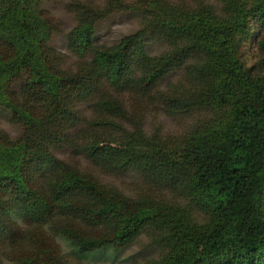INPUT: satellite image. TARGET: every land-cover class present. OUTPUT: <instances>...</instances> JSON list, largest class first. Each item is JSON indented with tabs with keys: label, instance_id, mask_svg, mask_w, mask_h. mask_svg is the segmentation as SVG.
<instances>
[{
	"label": "trees",
	"instance_id": "16d2710c",
	"mask_svg": "<svg viewBox=\"0 0 264 264\" xmlns=\"http://www.w3.org/2000/svg\"><path fill=\"white\" fill-rule=\"evenodd\" d=\"M31 2L0 0V106L22 125L13 139L0 130V221L8 209L36 223L50 221L80 254L121 246L149 225L168 252L146 264H264V70L255 74L239 55L248 16L264 22V0H225V21L202 13V7L183 12L164 0H147L138 5L146 14L143 26L109 45L94 43L93 24L104 12L123 7L122 1L105 0L103 7L70 2L80 11L67 44L88 56L71 71L56 65L48 43L55 23ZM146 31L164 38L168 48L147 56L140 43ZM194 51L198 61L186 66L187 87L177 91L172 85L162 99L169 112L225 106L224 120L194 131L175 148L146 138L138 128L123 146L95 145L93 129L124 115L114 92L127 87L148 93ZM134 69L138 74L132 77ZM85 97L91 98L93 115L71 133L70 105ZM86 128L92 133L85 135ZM61 142L110 167L134 164L154 181L165 179L187 197L182 206L187 212L194 203L208 219L197 222L183 208L103 187L53 154L50 145ZM17 258L18 264H61L28 253Z\"/></svg>",
	"mask_w": 264,
	"mask_h": 264
},
{
	"label": "rangeland",
	"instance_id": "374dc122",
	"mask_svg": "<svg viewBox=\"0 0 264 264\" xmlns=\"http://www.w3.org/2000/svg\"><path fill=\"white\" fill-rule=\"evenodd\" d=\"M121 1L123 7L104 12L95 20L92 38L94 43L113 44L122 36L135 32L143 26L141 22L146 14L143 10L144 6L138 5L144 4L147 0ZM164 1L175 6L177 11L191 12L202 7L204 10L202 13L208 11L211 16L219 20L227 19L228 9L224 5L225 0ZM70 2H77L84 7L105 6V0H32L31 2V6L35 5L36 9L43 10V13L55 23L56 27L52 30L48 43L58 57L56 65L68 71L75 69L82 58L88 57L87 53L84 57L80 56L67 44V32L75 25L76 13L80 11V7L71 5ZM253 17L248 16V33L241 43L239 55L244 65L257 74L264 70V22ZM140 43L149 57H154L168 48L164 38L154 36L147 31L141 34ZM195 53L199 52H190L188 58L185 57L182 62L173 64L148 93H135L127 87L114 92L121 101L124 115L113 116L111 123L107 122L93 129L95 145L103 143L123 146V141L129 139L128 134L138 128L146 138L164 147L175 148L194 131L197 133L204 127L224 120L227 117L225 106L214 108L206 105L200 108L189 106L183 109L185 111L169 112L162 99L172 92V85L177 91L187 87L189 75L186 66L188 63H195L199 55ZM137 74L138 70L134 69L131 75L134 77ZM17 85L14 86L16 90ZM70 106L75 117L72 128L69 129L73 133L84 126V121L93 115L91 98L85 97L74 101ZM0 130L10 139L22 133V125L13 119L4 106H0ZM91 133L92 131L85 129V135ZM50 148L56 157L63 158L103 187L118 190L128 198L147 197L153 204L159 202L177 210L182 209L187 202V197L174 192L171 186L166 184L165 179L154 181L134 164L113 168L110 167L112 163L103 164L85 157L82 153L72 152V146L65 142L51 144ZM183 210L184 214L189 213L197 222H205L208 219V213L194 203L191 211L187 212L184 208ZM83 228L92 232L102 230L99 226ZM156 235L155 230L146 225L136 236L121 246L108 244L80 254L61 233L52 228L50 221L36 223L25 219L16 210L8 209L5 218L0 221V264H18L17 257L21 253L59 261L61 264H146L159 261L168 252L165 246L156 242Z\"/></svg>",
	"mask_w": 264,
	"mask_h": 264
}]
</instances>
